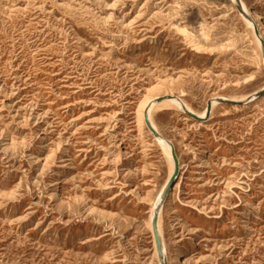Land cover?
Listing matches in <instances>:
<instances>
[{"label":"rangeland","instance_id":"rangeland-1","mask_svg":"<svg viewBox=\"0 0 264 264\" xmlns=\"http://www.w3.org/2000/svg\"><path fill=\"white\" fill-rule=\"evenodd\" d=\"M243 2L264 39V0ZM237 9L0 0V264H160L148 220L171 164L138 126L149 93L198 114L220 103L205 120L152 113L181 169L160 221L167 264H264V93L233 102L264 87V55Z\"/></svg>","mask_w":264,"mask_h":264},{"label":"bare ground","instance_id":"bare-ground-1","mask_svg":"<svg viewBox=\"0 0 264 264\" xmlns=\"http://www.w3.org/2000/svg\"><path fill=\"white\" fill-rule=\"evenodd\" d=\"M231 1L236 8L239 7V9H240L239 12H240L242 18L248 24V27L252 28L254 35H255V38H256V41H257L258 45L260 46L261 51H263V47H262V43H261V39H263V36L260 32H259L260 36H258L257 30H256L257 29V21L260 20L259 15L254 13V12H251L246 7L243 0H240V2H237V0H231ZM194 52L196 54H200L201 53L200 48L195 47ZM263 65H264V61H263ZM263 92H264V87L262 89L258 90L257 92H255L252 96L241 99L242 101H233V102H237V103L246 102L248 104L249 103L253 104L259 100L258 95L263 93ZM151 95L152 94L149 93V95L146 97V99L139 104L138 112H137V122H138V126H139L140 131L147 129L153 135L155 141L162 147L166 157L168 158V160L171 164L170 165L171 171H170L169 178H168L165 186L163 187V190L161 191L158 199L154 203V205L150 211V217L148 220V225H149L150 229L152 230V233L154 236V243H155V245H154V250H155L154 254L155 255L154 256L159 260L160 264H162L161 260H160V254L158 251L157 240H156V236H155V221L157 220L156 230H157L158 237H159V239L161 241V245H162V253H163L162 256L164 258H166V251H165V246H164L163 237H162L163 232L161 229L160 221H161V217H162L163 204L168 202L171 195H172L173 190L169 194L166 202L163 203V195L165 194V192L168 188V185H169V183H170V181L173 178L174 173H175V162H174L173 155H172V148L168 144V142H170V141H167L165 138H163L160 135L155 123L153 122L152 113H153L154 109H160V110L165 109V108L166 109H177V110L183 112L184 114H186L187 116H189V114L195 115L199 118V120H205V118L207 116H209V113H208V109H206L205 112L202 114L196 113L189 105H187V103L185 101H183L180 97H177L174 95H166V96L162 97L163 98L162 101H160L161 100L160 96L158 97V95H155V96H151ZM229 101H231V100H229ZM218 104H220L218 102V99H213L212 101H210L212 111L216 108V106ZM149 126H151L152 129ZM153 130L156 133H158L160 135V137H157L155 135V133L153 132ZM41 141H42V145H41V147H39V156L36 159H37V161H42L44 164H48L50 159H52L55 156V153L51 154V155L46 154L45 153L46 146H47L46 138L42 137ZM60 146H59V148H60ZM62 150H65V149H62ZM63 154H64V156L62 157V166L58 170H56L54 173V182H55L54 183V187H55L54 190L55 191L52 194V197L56 201H58V200L61 201V199H62V187H61V185H62L61 181L62 180L60 178H61V172H63V171H61V168L66 170V171H68L70 168V164H68L67 163L68 161L65 159L67 156V150ZM180 171H181V169H180ZM91 209L93 210V208H91Z\"/></svg>","mask_w":264,"mask_h":264},{"label":"water","instance_id":"water-1","mask_svg":"<svg viewBox=\"0 0 264 264\" xmlns=\"http://www.w3.org/2000/svg\"><path fill=\"white\" fill-rule=\"evenodd\" d=\"M237 2H240V0H237ZM237 8L239 9V7H237ZM256 30H257V35L260 36L259 30L258 29H256ZM261 43H262L263 55H264V40L263 39H261ZM263 93L259 94L258 97H260ZM211 110H212V107H211V105L209 103V107H208L209 115L211 113ZM189 116L191 118L199 120V118L197 116H195V115L189 114ZM149 127L152 129L151 126H149ZM153 132L155 133V135L157 137H160V135L158 133H156L154 130H153ZM168 144L172 148V155H173V159H174V162H175V173H174V176H173V178L171 179V181H170V183L168 185V188H167L165 194L163 195V203L166 202V200H167L169 194L171 193V191L173 190V188L175 186V183H176V181H177V179L179 177V174H180V162H179V158H178L177 153H176V149H175V147H174V145L172 143L168 142ZM156 225H157V220L155 221V236H156V240H157L158 251H159V254H160V260H161L162 264H167L166 258H164L162 256L163 255V253H162V245H161V241H160V239L158 237V233H157V230H156Z\"/></svg>","mask_w":264,"mask_h":264}]
</instances>
